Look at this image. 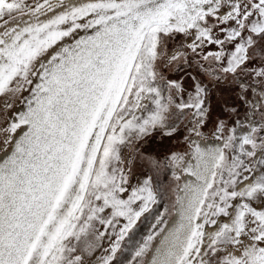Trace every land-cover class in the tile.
Returning <instances> with one entry per match:
<instances>
[{"label":"snow or ice","instance_id":"obj_1","mask_svg":"<svg viewBox=\"0 0 264 264\" xmlns=\"http://www.w3.org/2000/svg\"><path fill=\"white\" fill-rule=\"evenodd\" d=\"M0 264H264V0H0Z\"/></svg>","mask_w":264,"mask_h":264},{"label":"rangeland","instance_id":"obj_2","mask_svg":"<svg viewBox=\"0 0 264 264\" xmlns=\"http://www.w3.org/2000/svg\"><path fill=\"white\" fill-rule=\"evenodd\" d=\"M188 148H189V145L186 144L183 140H180V141L177 143V145H176V150L181 151V152L187 151ZM164 179H165L166 181H169V182H174L173 179H172V177H171V173H170V172H168V173L165 175ZM169 198H170V200H174V199H175V195H174L173 192H170V193H169ZM161 207H162V205H161Z\"/></svg>","mask_w":264,"mask_h":264},{"label":"flooded vegetation","instance_id":"obj_3","mask_svg":"<svg viewBox=\"0 0 264 264\" xmlns=\"http://www.w3.org/2000/svg\"><path fill=\"white\" fill-rule=\"evenodd\" d=\"M192 139H196V137H195V136H193V137H192ZM201 143H203V141H201ZM187 179H189V177H188L187 175H184V176L182 177V179H181V182H180V183L182 184V183H183V181H184V180H187ZM174 195H175V193H174Z\"/></svg>","mask_w":264,"mask_h":264}]
</instances>
